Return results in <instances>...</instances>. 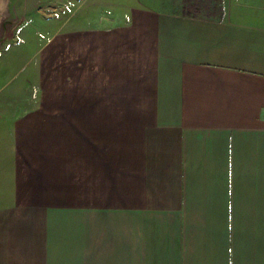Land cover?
I'll list each match as a JSON object with an SVG mask.
<instances>
[{
  "label": "crops",
  "instance_id": "obj_1",
  "mask_svg": "<svg viewBox=\"0 0 264 264\" xmlns=\"http://www.w3.org/2000/svg\"><path fill=\"white\" fill-rule=\"evenodd\" d=\"M96 1L0 23V264H264V0Z\"/></svg>",
  "mask_w": 264,
  "mask_h": 264
},
{
  "label": "rangeland",
  "instance_id": "obj_2",
  "mask_svg": "<svg viewBox=\"0 0 264 264\" xmlns=\"http://www.w3.org/2000/svg\"><path fill=\"white\" fill-rule=\"evenodd\" d=\"M95 1L0 0V23H6L9 29V77L21 67H27L24 65L26 57L52 34L65 28L99 24L103 8L100 4L96 6ZM17 50L24 53L25 58L16 55Z\"/></svg>",
  "mask_w": 264,
  "mask_h": 264
}]
</instances>
